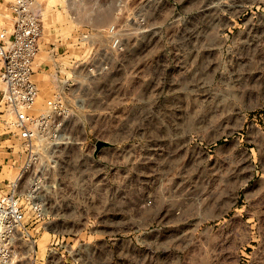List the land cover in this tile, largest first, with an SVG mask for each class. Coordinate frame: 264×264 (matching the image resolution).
I'll return each instance as SVG.
<instances>
[{
  "label": "rangeland",
  "instance_id": "374dc122",
  "mask_svg": "<svg viewBox=\"0 0 264 264\" xmlns=\"http://www.w3.org/2000/svg\"><path fill=\"white\" fill-rule=\"evenodd\" d=\"M38 3V107L68 81L76 106L19 264H226L213 220L226 202L258 209L264 226V0ZM100 63L109 70L91 74ZM7 144L0 194L22 161ZM163 185L166 200L145 207L149 187ZM262 239L248 264H264Z\"/></svg>",
  "mask_w": 264,
  "mask_h": 264
},
{
  "label": "built area",
  "instance_id": "2783aa9c",
  "mask_svg": "<svg viewBox=\"0 0 264 264\" xmlns=\"http://www.w3.org/2000/svg\"><path fill=\"white\" fill-rule=\"evenodd\" d=\"M109 31L110 47L123 51L116 27ZM43 32L38 0H0V142H8L4 148L11 151L18 148L22 157L18 174L8 181L9 191L0 194V264H19L18 241L20 235L30 234L28 218L45 215L40 188L46 181V169H57L54 154L49 153L64 139L66 122L76 106L73 81H68L53 90L43 108L38 107L41 90L35 64ZM88 70L101 75L109 70V64L91 65ZM21 186L28 188L22 191ZM166 189V185L155 190L149 187L144 206L151 207L160 193L159 198L166 200Z\"/></svg>",
  "mask_w": 264,
  "mask_h": 264
},
{
  "label": "crops",
  "instance_id": "0c3cea01",
  "mask_svg": "<svg viewBox=\"0 0 264 264\" xmlns=\"http://www.w3.org/2000/svg\"><path fill=\"white\" fill-rule=\"evenodd\" d=\"M1 86V85H0ZM259 196V189L255 191L256 199ZM254 199V198H253ZM228 210L214 215L215 223L219 225V229L226 234V248L228 255L224 258L226 264H248L254 259L250 254H254L255 250H250L249 247H255L256 253L259 254V240L262 239L264 226L261 216L257 210H248L246 205H242L235 211H230L232 207L231 202H226ZM214 207L217 206V201L212 203ZM217 229V228H216ZM257 238H255V236ZM260 239H259V238ZM263 240V239H262ZM256 241L254 245L253 242ZM258 247V248H257ZM233 251L235 255H233ZM262 257L257 258V262L261 261ZM262 262V261H261Z\"/></svg>",
  "mask_w": 264,
  "mask_h": 264
},
{
  "label": "water",
  "instance_id": "95a60500",
  "mask_svg": "<svg viewBox=\"0 0 264 264\" xmlns=\"http://www.w3.org/2000/svg\"><path fill=\"white\" fill-rule=\"evenodd\" d=\"M103 145H104L103 142H99L97 146H98V148L100 149Z\"/></svg>",
  "mask_w": 264,
  "mask_h": 264
}]
</instances>
